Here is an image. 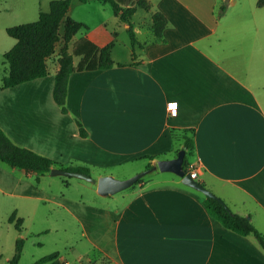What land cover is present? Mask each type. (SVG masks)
Returning <instances> with one entry per match:
<instances>
[{
	"label": "crops",
	"instance_id": "crops-1",
	"mask_svg": "<svg viewBox=\"0 0 264 264\" xmlns=\"http://www.w3.org/2000/svg\"><path fill=\"white\" fill-rule=\"evenodd\" d=\"M147 1L168 26L162 40L147 30L142 41L133 20L139 11L152 17L137 10L131 22L138 44L126 45L127 61L113 58L129 25L112 6L71 1L68 15L85 27L69 53L84 39L100 49L113 44L115 65L70 75L67 114L53 97L59 62L48 61L46 77L6 89L0 84V128L15 144L57 168L84 167L96 179L122 180L146 171L143 181L102 195L84 179L27 174L0 162V194L62 210L63 223L81 227L89 255L110 264H264L254 236L226 229L206 210L205 195L155 168L183 149L176 134L193 131L197 181L264 234V6L259 0ZM82 59L74 56V66ZM156 172L165 178L144 180Z\"/></svg>",
	"mask_w": 264,
	"mask_h": 264
},
{
	"label": "trees",
	"instance_id": "trees-1",
	"mask_svg": "<svg viewBox=\"0 0 264 264\" xmlns=\"http://www.w3.org/2000/svg\"><path fill=\"white\" fill-rule=\"evenodd\" d=\"M72 0H53L50 10L42 12L36 22L12 26L7 29L10 37L16 40V44L5 54V60L9 65L8 75L3 79L2 88H11L19 84L43 78L49 75L47 60L55 53L56 46L64 42L59 59L60 69L55 76L53 97L61 112L68 113L66 97L70 75L76 71L108 69L115 65L111 57L113 44L104 48H98L88 40H81L75 44L73 53H69V43L73 37L84 28V24L75 21L69 15ZM86 3L88 0H81ZM109 3L116 16L129 25L128 34L132 46L138 44L136 33L131 22L137 10L142 9L151 13L152 22L150 30L155 40H162L163 31L168 26V19L159 11L152 12L151 5L147 0H137L135 6H130L131 0H103ZM258 6H264V0H259ZM82 55L83 59L77 67L74 66L73 57ZM97 56V58L95 57ZM80 126V135L87 134ZM175 131H172V134ZM183 148L186 150L184 169L189 172L191 166L190 156L194 151L193 131H183ZM180 150V149H179ZM0 162L26 172L27 174L43 175L50 173L58 163L42 156L28 148L15 144L8 135L0 128ZM63 168V167H61ZM69 171H78L90 174L89 169L84 167L63 168ZM143 179L138 180L139 184ZM203 204L208 213L226 229L242 236H254L264 249V234L252 223L250 217L239 215L221 198L204 196ZM16 212L10 217L9 222L15 223ZM22 219H17L16 228L20 231ZM24 241H17V252L10 264H18L23 250ZM33 264H64L59 253L45 256Z\"/></svg>",
	"mask_w": 264,
	"mask_h": 264
},
{
	"label": "rangeland",
	"instance_id": "rangeland-1",
	"mask_svg": "<svg viewBox=\"0 0 264 264\" xmlns=\"http://www.w3.org/2000/svg\"><path fill=\"white\" fill-rule=\"evenodd\" d=\"M50 0H0V84L8 75L9 65L5 60V54L15 45L16 40L10 37L7 29L12 26L36 22L42 10H48ZM139 30L138 37L145 41L149 36L151 20L143 11H139L133 23ZM138 25V26H137ZM130 37L125 33L119 37L117 48L113 58L119 61L130 59L128 53ZM64 42L57 44L55 53L47 60L50 65L59 62ZM137 54L141 50H137ZM175 137H182V133ZM183 148V147H182ZM184 149V148H183ZM158 166L156 165L155 168ZM152 165L147 167L148 170ZM145 170V169H144ZM142 171L141 173H143ZM146 172V171H145ZM160 172L147 174L145 179H163ZM57 179H74L75 177L57 176ZM58 188V184H55ZM125 191V190H124ZM119 195V194H117ZM119 200L118 203H122ZM16 212L15 223H10V217ZM64 217L62 210L53 209L48 202L26 201L16 197H8L0 194V264H10L17 252V241H24L23 250L18 264H33L37 260L59 253L64 264H110V262L96 253H90L89 245L81 236L82 229L78 224L66 225L61 218ZM22 219L21 230L16 228L17 219ZM59 218V219H58ZM59 220V221H58ZM88 252L80 262V252Z\"/></svg>",
	"mask_w": 264,
	"mask_h": 264
},
{
	"label": "water",
	"instance_id": "water-1",
	"mask_svg": "<svg viewBox=\"0 0 264 264\" xmlns=\"http://www.w3.org/2000/svg\"><path fill=\"white\" fill-rule=\"evenodd\" d=\"M186 150L181 149L177 157L173 159H164L160 160L157 163V166L162 172H172L179 176L182 180V183L188 187H191L203 195L208 197L219 198L212 191L204 187L199 181L191 178L189 173H186L184 169V159H185ZM52 176H65V177H75L79 179H84L91 183H96L98 187V192L102 195H114L119 192H122L131 186H133L138 180H140L145 172L134 175L128 179H116L112 176H104L99 179L94 178L88 173L78 172V171H69L63 168H53L50 172Z\"/></svg>",
	"mask_w": 264,
	"mask_h": 264
},
{
	"label": "built area",
	"instance_id": "built-area-1",
	"mask_svg": "<svg viewBox=\"0 0 264 264\" xmlns=\"http://www.w3.org/2000/svg\"><path fill=\"white\" fill-rule=\"evenodd\" d=\"M186 173H189L191 178L194 179V180H198V177H199V170L196 169L194 166H190L189 168V172H186Z\"/></svg>",
	"mask_w": 264,
	"mask_h": 264
},
{
	"label": "snow or ice",
	"instance_id": "snow-or-ice-1",
	"mask_svg": "<svg viewBox=\"0 0 264 264\" xmlns=\"http://www.w3.org/2000/svg\"><path fill=\"white\" fill-rule=\"evenodd\" d=\"M171 108L173 109V114H175V108H176V105L175 104H173V105H171Z\"/></svg>",
	"mask_w": 264,
	"mask_h": 264
}]
</instances>
